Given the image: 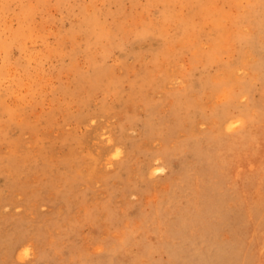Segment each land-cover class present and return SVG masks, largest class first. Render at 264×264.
Here are the masks:
<instances>
[{"label":"rangeland","instance_id":"374dc122","mask_svg":"<svg viewBox=\"0 0 264 264\" xmlns=\"http://www.w3.org/2000/svg\"><path fill=\"white\" fill-rule=\"evenodd\" d=\"M0 264H264V0H0Z\"/></svg>","mask_w":264,"mask_h":264},{"label":"bare ground","instance_id":"6f19581e","mask_svg":"<svg viewBox=\"0 0 264 264\" xmlns=\"http://www.w3.org/2000/svg\"><path fill=\"white\" fill-rule=\"evenodd\" d=\"M7 1V0H6ZM4 5H5V3H4ZM21 28V27H20ZM252 156V155H251ZM262 158V157H261ZM263 164V163H262ZM260 165V164H259ZM263 168V167H262Z\"/></svg>","mask_w":264,"mask_h":264}]
</instances>
